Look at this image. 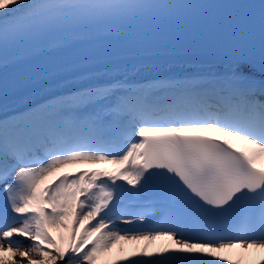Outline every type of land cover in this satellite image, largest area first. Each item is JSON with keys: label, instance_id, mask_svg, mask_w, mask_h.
I'll return each instance as SVG.
<instances>
[{"label": "snow or ice", "instance_id": "1", "mask_svg": "<svg viewBox=\"0 0 264 264\" xmlns=\"http://www.w3.org/2000/svg\"><path fill=\"white\" fill-rule=\"evenodd\" d=\"M217 15L0 0V264H264V2Z\"/></svg>", "mask_w": 264, "mask_h": 264}, {"label": "bare ground", "instance_id": "2", "mask_svg": "<svg viewBox=\"0 0 264 264\" xmlns=\"http://www.w3.org/2000/svg\"><path fill=\"white\" fill-rule=\"evenodd\" d=\"M154 66H157L158 68H160L159 64L157 63L156 65ZM1 100V98H0ZM96 165H93V166H90V167H95ZM101 166L102 168H108L110 169L112 166L111 165H99ZM25 243H28V241H24ZM164 242L163 241H156L154 243V249L158 248L159 245L163 244ZM134 248L133 245H126V253L125 254H130L132 249ZM119 255L120 253L118 252V250H113V253H112V259H117L119 258ZM261 256H264V253H256V252H253L251 254V258L253 259H259Z\"/></svg>", "mask_w": 264, "mask_h": 264}]
</instances>
